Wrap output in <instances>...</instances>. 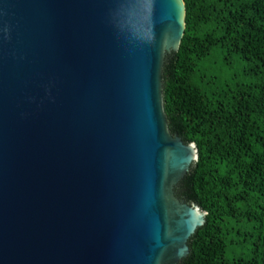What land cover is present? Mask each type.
<instances>
[{
    "label": "water",
    "instance_id": "1",
    "mask_svg": "<svg viewBox=\"0 0 264 264\" xmlns=\"http://www.w3.org/2000/svg\"><path fill=\"white\" fill-rule=\"evenodd\" d=\"M183 0H0V264H178L205 212L173 187L164 78Z\"/></svg>",
    "mask_w": 264,
    "mask_h": 264
},
{
    "label": "trees",
    "instance_id": "2",
    "mask_svg": "<svg viewBox=\"0 0 264 264\" xmlns=\"http://www.w3.org/2000/svg\"><path fill=\"white\" fill-rule=\"evenodd\" d=\"M183 3L164 99L170 135L195 144L197 160L173 193L206 215L178 264H264V0ZM215 59L227 71L244 62V73L217 77ZM242 241L248 253L227 257Z\"/></svg>",
    "mask_w": 264,
    "mask_h": 264
},
{
    "label": "rangeland",
    "instance_id": "3",
    "mask_svg": "<svg viewBox=\"0 0 264 264\" xmlns=\"http://www.w3.org/2000/svg\"><path fill=\"white\" fill-rule=\"evenodd\" d=\"M245 69V63L244 62H233L231 65V69L227 71V68L222 66L220 64L219 60L215 59L210 62V70L213 72V74L217 77H226L231 78L235 76L237 79L241 78L242 73H244ZM219 72H223V76H220ZM232 240L237 241L239 238H232ZM249 243L237 242L236 245L231 246L228 251L226 252L227 257L231 256L232 254H235L236 256H239L241 254H247L248 249L251 247Z\"/></svg>",
    "mask_w": 264,
    "mask_h": 264
}]
</instances>
